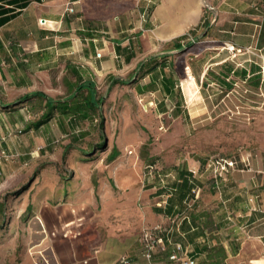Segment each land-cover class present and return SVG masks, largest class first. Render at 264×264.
I'll list each match as a JSON object with an SVG mask.
<instances>
[{
	"label": "crops",
	"instance_id": "crops-1",
	"mask_svg": "<svg viewBox=\"0 0 264 264\" xmlns=\"http://www.w3.org/2000/svg\"><path fill=\"white\" fill-rule=\"evenodd\" d=\"M192 30L198 41L177 50L176 41ZM228 46L241 52H230ZM151 58L158 63L135 88L143 97H167L175 119L187 118L183 110L189 108L187 93L192 102L199 83L204 85L199 92L206 108L225 102L224 94L240 84L264 93V0H0V105L52 88L73 92L77 85L92 83L99 91L98 80H125ZM45 103L35 100L20 110H0V139L11 135L7 123L22 124L30 136L53 121L80 122L56 115L40 129H29ZM27 114L37 117L28 120ZM79 156L83 163L95 160H83L91 156L88 151ZM255 156L257 160L250 155L240 161L228 157L236 161L238 171L216 180L217 206L207 207L202 201L200 212L191 210L180 230L172 233L167 250L157 255L159 264H170L175 243H181L197 264H209L203 247L218 244L227 249V264L246 258L249 264H264V150ZM92 166L83 165L91 172L84 176L86 185L71 183L62 193L58 189L56 208L63 212L44 208L39 212L46 225L41 244L53 247L65 264H117L122 255L146 264L141 230L166 223L180 212L178 192L166 207H151L148 194L118 191L113 178L122 181L119 166L100 165L97 171ZM184 168L197 169L199 173L190 172L191 177L203 182L198 166ZM95 171L101 175L95 177L97 186H91ZM179 184L177 174L173 186ZM69 206L75 208L70 213ZM70 223L77 227L68 229Z\"/></svg>",
	"mask_w": 264,
	"mask_h": 264
},
{
	"label": "rangeland",
	"instance_id": "rangeland-1",
	"mask_svg": "<svg viewBox=\"0 0 264 264\" xmlns=\"http://www.w3.org/2000/svg\"><path fill=\"white\" fill-rule=\"evenodd\" d=\"M185 80L187 77L183 83ZM110 81L109 78L97 81L98 96L103 102L92 121L64 125L53 121L41 133L33 132L30 136L22 124L7 123L11 135L3 134L0 139V264H65L53 247L41 244L46 225L39 212L43 208L53 212L62 210L56 208L58 189L62 193L63 186L68 191L67 185L88 181L84 176L91 172L83 165H93L90 169L96 171L100 165L119 166L122 183L113 180L120 193L135 189L140 197L151 196L149 206L164 208L177 195L172 189L178 169L194 164L201 169L203 182L196 181L195 193L192 191L179 206L181 212L188 214L196 209L200 212L202 201L207 207L217 206L220 189L205 169L207 159L220 155L240 161L250 155L257 160L255 155L264 150V93L250 90L247 84L227 91L225 102L219 106L206 108L200 102L199 92L204 85L199 83L198 95L192 102L186 92L191 112L183 108L187 117L183 120L171 116L167 97H143L133 80L130 85L112 87ZM44 93L61 100L71 92L52 88ZM36 117L27 114L28 120ZM104 138L108 150L94 156ZM113 146L121 155L110 160L107 153ZM83 150L92 153L95 160L81 162L79 154ZM152 165L155 170L149 175ZM96 171L91 186H97L95 177L101 175ZM73 209L69 206L67 211ZM76 224L67 228L72 230ZM246 260H233L230 264H249Z\"/></svg>",
	"mask_w": 264,
	"mask_h": 264
},
{
	"label": "trees",
	"instance_id": "trees-1",
	"mask_svg": "<svg viewBox=\"0 0 264 264\" xmlns=\"http://www.w3.org/2000/svg\"><path fill=\"white\" fill-rule=\"evenodd\" d=\"M209 25L210 23L207 24V27ZM189 34L197 40L198 34L196 33L195 30L190 31ZM187 39H188L187 35L180 37L176 41L177 44L176 49L177 50L186 49L195 44L193 42H186ZM157 63H158L157 58H151L143 62L140 68L138 69V71L132 76L130 80L131 81L133 80L134 84L136 85L140 79L144 78L146 73L152 72L154 66ZM110 80L112 82V86L114 85L126 86L131 84V81L126 79L122 80V79H116L115 77H110ZM35 100L46 101V103L45 106L43 107L42 115L29 126V129H40L42 126H45L49 122H51L56 117V115H61L63 117H70V116L75 117L80 122L91 121L93 120L95 115L98 114L100 105L103 102V98L98 96V91L96 90V86L90 83L88 85L75 86V90L71 92L70 96L64 100H55L52 98H48L44 93H34V94L26 95L25 97L17 101H14L13 103L7 105H0L1 108L0 110L1 112H11L12 110H20L23 104ZM100 126L103 130L104 129L103 120L100 123ZM99 146L100 147H98V150L95 153L104 152L108 149L105 138L103 139V142L99 144ZM119 155L120 154L117 147L113 146V149L109 154L108 159L114 160ZM90 157L88 156L83 160L86 161L92 160L93 158L91 157V159H89ZM191 176L192 174L187 170V168L180 169L178 173L180 184L178 187H174L172 189L173 191L178 192L177 196L181 205L184 202H186V199L191 194L192 189H194V187L196 186L195 178ZM169 211L170 209H168V212ZM180 213L183 212L180 211L179 213H177V215H179ZM232 250L234 252H237L236 251L237 246L233 244ZM203 252L206 253L209 264H227L226 259L228 258V252L223 244H218L214 247H209L208 245H205L203 247Z\"/></svg>",
	"mask_w": 264,
	"mask_h": 264
},
{
	"label": "built area",
	"instance_id": "built-area-1",
	"mask_svg": "<svg viewBox=\"0 0 264 264\" xmlns=\"http://www.w3.org/2000/svg\"><path fill=\"white\" fill-rule=\"evenodd\" d=\"M45 20H40L41 25H46ZM186 42L196 43V40L189 33L187 34ZM228 51L240 53L241 49H235L234 46H228ZM261 75L264 78V65L261 67ZM191 78V76H189ZM163 129V127H161ZM132 153V152H131ZM149 175L155 170V166H149ZM206 171H209L215 180H219L227 177L228 175L238 171L237 163L233 158L223 157L220 155L212 156L207 159L205 164ZM190 172L193 175H197L199 171L197 169H191ZM194 193L196 189L192 190ZM171 195H168V198ZM166 203V202H165ZM188 220V215L180 213L174 217H169L166 223H159L154 226H145L140 233V242L142 247V253L146 264H159L156 257L159 253H163L168 248V243L171 244V235L175 231H179L182 223ZM173 252L169 256L170 264H197L196 261L191 258L186 251H183L181 243H175ZM117 264H135L134 260L128 255H122Z\"/></svg>",
	"mask_w": 264,
	"mask_h": 264
}]
</instances>
